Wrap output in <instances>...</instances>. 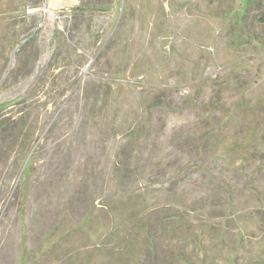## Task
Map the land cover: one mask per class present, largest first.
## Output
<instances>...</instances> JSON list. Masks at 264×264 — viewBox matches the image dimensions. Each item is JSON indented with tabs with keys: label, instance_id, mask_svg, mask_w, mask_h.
<instances>
[{
	"label": "rangeland",
	"instance_id": "374dc122",
	"mask_svg": "<svg viewBox=\"0 0 264 264\" xmlns=\"http://www.w3.org/2000/svg\"><path fill=\"white\" fill-rule=\"evenodd\" d=\"M245 7L0 0V264H264Z\"/></svg>",
	"mask_w": 264,
	"mask_h": 264
},
{
	"label": "trees",
	"instance_id": "16d2710c",
	"mask_svg": "<svg viewBox=\"0 0 264 264\" xmlns=\"http://www.w3.org/2000/svg\"><path fill=\"white\" fill-rule=\"evenodd\" d=\"M255 3H259V4H261V6H262V8H263V10L262 11H264V0H246V7L244 8L246 11L248 10V6L250 7L252 4H255ZM261 19H264V16H262V18ZM32 39V37L31 38H28L27 40H26V42H28V41H30ZM25 42V43H26ZM25 46V44L24 45H22V47L20 48V49H22L23 47ZM41 54L42 53H40L39 54V56L37 57V60H39L40 61V58H41ZM38 61V62H39ZM37 62V63H38ZM35 67L39 70V71H41V73H40V75H39V77H41V76H43L44 75V72H46V70L45 69H43V68H39L40 66H38V64H36L35 65Z\"/></svg>",
	"mask_w": 264,
	"mask_h": 264
},
{
	"label": "water",
	"instance_id": "95a60500",
	"mask_svg": "<svg viewBox=\"0 0 264 264\" xmlns=\"http://www.w3.org/2000/svg\"><path fill=\"white\" fill-rule=\"evenodd\" d=\"M48 3V2H47ZM27 38H25L24 40H26Z\"/></svg>",
	"mask_w": 264,
	"mask_h": 264
}]
</instances>
